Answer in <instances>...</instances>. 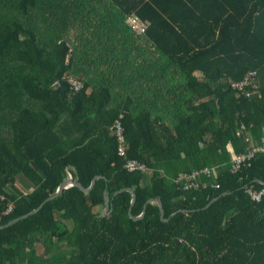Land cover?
<instances>
[{
	"label": "trees",
	"instance_id": "16d2710c",
	"mask_svg": "<svg viewBox=\"0 0 264 264\" xmlns=\"http://www.w3.org/2000/svg\"><path fill=\"white\" fill-rule=\"evenodd\" d=\"M91 1L0 0V225L69 175L85 188L99 176L87 192L68 185L0 228V264H264V192L259 201L246 192L264 188V151L229 170L248 135L264 139V0H114L120 16L102 18L85 12ZM131 13L148 20L142 34L163 30L157 51L184 75L185 96L169 101L184 109L171 123L108 105V86L83 80L84 44L98 52L97 40L111 37L98 29L104 19L130 29ZM248 70L258 87L239 96L228 79ZM64 72L82 88L72 92ZM119 114L126 157L146 170L123 167L109 130ZM205 165L217 168L206 187L173 183Z\"/></svg>",
	"mask_w": 264,
	"mask_h": 264
},
{
	"label": "crops",
	"instance_id": "0c3cea01",
	"mask_svg": "<svg viewBox=\"0 0 264 264\" xmlns=\"http://www.w3.org/2000/svg\"><path fill=\"white\" fill-rule=\"evenodd\" d=\"M113 2L91 1L88 5L90 9L85 12L91 17L120 16ZM108 26L112 25L104 19L98 27L111 34L110 38L101 36L97 40L98 52H87V47H93V43L83 46L80 62L83 80L90 81L93 86H108V105L122 102L133 114L145 109L150 111L151 117L168 124L175 114L184 109L169 101L185 96V89L184 75L174 69L165 54L157 51V37L163 30L154 29L152 34L136 35L119 23L112 29ZM193 74L201 79L199 71ZM245 140L248 145L255 143L250 135Z\"/></svg>",
	"mask_w": 264,
	"mask_h": 264
},
{
	"label": "built area",
	"instance_id": "2783aa9c",
	"mask_svg": "<svg viewBox=\"0 0 264 264\" xmlns=\"http://www.w3.org/2000/svg\"><path fill=\"white\" fill-rule=\"evenodd\" d=\"M126 24L136 34H142L146 31L149 24L148 20L140 18L136 13L127 15L125 19ZM72 52V48L69 47L65 56L67 60ZM68 84L72 92L80 90L83 86V82L78 79L75 75L64 72L61 76ZM229 86L237 92V94L243 96H250L254 93L258 87L256 81V71L248 70L244 76L239 80L228 79ZM58 80L52 83V86H56ZM122 114H119L116 119L112 122L109 127L111 134L114 135L116 140V151L117 154L124 158L123 167L128 170H146V166L138 160L130 157H126V138L124 134V128L121 122ZM264 151V139L260 143H253L249 145L245 152L237 153L232 156L231 163L229 166L230 172H236L242 165L249 164V161L258 152ZM217 176L216 166L205 165L200 168H191L189 171L179 173L177 176L172 178L173 183L180 189H197L200 187H206L208 185L206 178ZM216 186V184H211ZM246 192L249 194L253 201H259L261 194L264 192V188L260 190H253L247 188Z\"/></svg>",
	"mask_w": 264,
	"mask_h": 264
},
{
	"label": "water",
	"instance_id": "95a60500",
	"mask_svg": "<svg viewBox=\"0 0 264 264\" xmlns=\"http://www.w3.org/2000/svg\"><path fill=\"white\" fill-rule=\"evenodd\" d=\"M97 177H99V176H98V175H95V176L92 178L90 185H89L88 187L85 188V187H83V186L81 185V183H79L78 181L74 180L72 177L69 176V177H67L65 180H63V181L59 184V186L57 187L55 193H54L52 196L47 197L46 199H50V198L56 196L57 194H59V193L63 190V188H65V187L68 186V185H75V186H78V187L81 188L83 191H86V192H87L88 190H90V189L92 188V186L94 185V181H95V179H96ZM122 189H127V190H129L130 193H131V195H132V200H131V202H130V207H129V210H128V211L130 212L131 206L133 205L134 200H135V193H134L133 189H132V188H129V187L122 188ZM122 189H120V190H122ZM46 199H45V200H46ZM103 199H104V209H103V213H102V214H108V213H110V212L112 211V206H111V203H110L109 200H108L106 190L103 191ZM214 199H215V198L211 199V200L208 202V204L206 205V207H207V206L211 203V201L214 200ZM45 200H44V201H45ZM150 200H151V199H149L148 201H150ZM153 200L156 201V202L158 203L159 210H160V214H161V216H162V204H161V201H160L158 198H153ZM44 201H42V202H41L36 208H34V209L28 211L27 213L22 214V215H20V216L14 218V219H12V220H10L9 222H7V223H5V224H3V225H0V228H3V227H5V226H8V225H10V224L16 222L17 220H19V219H21V218H24L25 216H27V215H29V214H31V213H33V212H36V211L42 206V204H43ZM148 201H147V202H148ZM144 211H145V210L142 211V213H141L140 216H138V217H134V218H136V219L141 218L142 215L144 214Z\"/></svg>",
	"mask_w": 264,
	"mask_h": 264
},
{
	"label": "rangeland",
	"instance_id": "374dc122",
	"mask_svg": "<svg viewBox=\"0 0 264 264\" xmlns=\"http://www.w3.org/2000/svg\"><path fill=\"white\" fill-rule=\"evenodd\" d=\"M105 50H106V52H107V48H106Z\"/></svg>",
	"mask_w": 264,
	"mask_h": 264
}]
</instances>
